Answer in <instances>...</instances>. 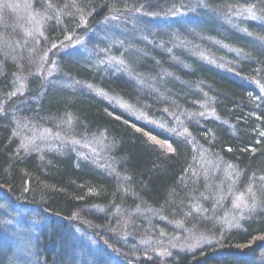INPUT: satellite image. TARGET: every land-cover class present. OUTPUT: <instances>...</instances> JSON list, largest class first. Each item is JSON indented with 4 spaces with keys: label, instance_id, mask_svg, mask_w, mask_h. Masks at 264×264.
Instances as JSON below:
<instances>
[{
    "label": "trees",
    "instance_id": "obj_1",
    "mask_svg": "<svg viewBox=\"0 0 264 264\" xmlns=\"http://www.w3.org/2000/svg\"><path fill=\"white\" fill-rule=\"evenodd\" d=\"M185 1L28 0L43 21L39 34L24 27L10 0H0V197L6 200L11 192L47 220L51 216L48 229L33 241L45 264L71 263L56 218L61 226L80 219L81 227L115 249L120 245L109 234L118 231L121 224L115 220L121 218L130 242L120 248L126 257L152 225L170 234L174 222L183 228L180 232L214 236L211 245L172 251L163 263L154 257L129 259L132 264H264L243 259L254 258L264 247V0H200L202 8L186 6L180 14ZM138 6L163 13L144 20L146 29L131 38L124 53L132 71L147 75L153 86L141 88L124 72L95 68L74 49L54 54V62L62 78L124 98L147 114L144 120H135L141 115H131L94 90L46 84L35 58L48 51L51 59L62 38L75 33L85 17L99 22L110 11ZM246 12L245 19L234 20ZM154 61L165 64L150 74L146 66ZM189 71L197 73L195 78ZM15 104L25 106L11 114ZM15 119L51 130L55 138L65 133L85 143L98 141L101 166L77 160L72 151L23 150L25 137ZM149 134L158 137L154 141ZM202 152L218 173L215 166H199ZM224 169L233 172L221 176ZM244 187L259 192V208L238 224L220 233L205 220L208 214L195 213L201 200L210 198L213 209ZM10 233L16 236L15 230L0 231V264H12L17 247ZM92 257L97 264L105 262Z\"/></svg>",
    "mask_w": 264,
    "mask_h": 264
},
{
    "label": "rangeland",
    "instance_id": "obj_2",
    "mask_svg": "<svg viewBox=\"0 0 264 264\" xmlns=\"http://www.w3.org/2000/svg\"><path fill=\"white\" fill-rule=\"evenodd\" d=\"M12 2L13 11L16 15L21 17V20L24 22V27L31 31V28L36 30L39 34V28L43 21H41V16L38 13L31 11L29 8L28 0H10ZM185 4V5H183ZM205 3L200 2V0H186L182 3L179 13H186V6L199 5L203 7ZM149 7L146 9L141 8H128L117 11H110L106 16H101L99 22H91L87 17L85 20H82L81 25L75 30V33H68L62 38L61 44L58 45L56 49L52 51V58H49L48 51L45 52L44 56L41 58H35V65H37L38 72L43 76L46 84L54 83V86L63 85L70 89L82 88L85 90L91 89L98 94H102L106 100L111 101L113 104H117L123 109L127 110L131 115H141L140 119L144 120L146 115L144 111H141L135 104L128 103L124 98L120 99L117 96L109 95L103 91L96 90L90 85L85 86L79 82L75 83L69 78H62L59 74V69L57 64L54 62V54H57L60 51H65L74 49L81 56L89 59L88 61L92 62L91 64L95 68L100 67L103 71H111L116 75L120 72H124L128 78H133L135 82L139 84V87L149 88L153 86L154 81L150 82L147 75L141 74L136 75L134 73L131 63H128L126 60V51H129V42L131 38H138L139 35L146 29L144 20L148 18L156 19L157 16L162 17L163 13L160 11H154V7ZM153 10V11H152ZM177 12L173 11L172 15H175ZM247 17V12L245 14L238 13L233 18L235 21L240 22V19H245ZM236 22V23H237ZM192 30V29H190ZM182 39V37H180ZM174 45V44H171ZM175 46H173L174 48ZM193 50L192 45H190ZM116 50H114V49ZM66 50V51H67ZM173 50H176L175 48ZM118 52V53H117ZM209 57L208 54L202 55V57ZM205 58L211 61L208 58ZM33 61V60H32ZM130 67V68H129ZM164 73V72H163ZM162 73V74H163ZM161 74V76H162ZM31 104V103H30ZM32 105V104H31ZM25 104L21 106L24 108ZM19 107V104L13 106L10 111H13L11 114L17 111H22ZM15 127L19 131L20 135L25 137L23 140L22 149L29 150H47L55 149L59 151H72L79 161H94L96 166H101L99 158L102 156V150L99 149V142H84L74 138H71L69 134H59L57 138L52 134L51 130L43 129L31 126V124L26 120L15 119L13 121ZM154 124L158 126L163 125L156 123L153 120ZM179 127L184 130V127L181 123H178ZM168 127V126H167ZM17 132V131H16ZM151 138L155 141L158 137L157 135L149 134ZM163 146L167 145V140L161 142ZM206 161V163H205ZM104 169L106 168L105 165ZM199 166L208 169L207 167L215 166L214 173H218V166L214 164L211 157H208L201 153ZM230 169V168H229ZM224 169L219 174L230 175L228 172H233V170ZM213 174V173H212ZM215 176V175H214ZM217 178V176H215ZM231 186H236V183H233ZM28 192V185L24 188ZM9 192V191H8ZM25 192V193H26ZM259 192L255 191L252 193L250 188L244 187L243 190H239L237 194L234 195V198H223L219 200L217 207H209L211 205L210 198H205L204 201L199 202L200 207L199 211L196 210V214L200 217L204 214H208L205 217V220L214 224V229L218 230L220 233L224 231L225 228L230 225H235L241 222L242 220L247 219L249 215L256 212L259 208ZM5 194V193H4ZM11 194V195H10ZM6 200L0 197V231L7 233L8 230H15L16 236L10 233V236L15 239V254L12 257V264H45L44 260H40L36 249L33 248V241L37 240V237L40 234V231L46 227L48 220L46 216H43L38 208L31 206L26 200H20L19 198L13 196L11 192L6 193ZM253 198L257 199V202H253ZM29 203V204H28ZM115 208H110L113 215V210ZM211 213V214H210ZM57 219V225L60 226V233L63 241V245L68 248L71 255L70 264H97L96 260H93V255L97 257H102L105 262L102 261V264H132L133 262L129 259H134L139 261L140 259L150 260L151 258L156 257L161 260L169 258L172 254V251L179 252H193L194 250L203 248V246L211 245L214 242V236L211 233L207 232H195L187 231L180 232L181 225H173L174 222H171V228L169 229L170 234L163 232L161 229L156 231L154 225L150 228L149 233L143 230V236H138L134 243L135 247L132 246L133 254L127 252L126 257L121 251V247L124 245L128 247L130 242L128 241V234H126L127 223L120 218H116L115 223L121 224L118 232L116 229L110 232V237L114 240H117L120 248H110L105 246V243L100 241V236L92 233L89 229L81 227L82 221L77 218L72 219L70 226H61L62 219ZM74 220L78 223L74 224ZM153 222V221H152ZM231 223V224H230ZM96 231L99 229L96 228ZM109 232V228L106 229ZM38 233V234H37ZM39 240V238H38ZM36 252V253H35ZM112 252V253H111ZM255 257L251 258L252 255L243 258L247 260H254L258 262H264V247L261 249H256ZM125 262V263H123ZM160 263H163L162 261Z\"/></svg>",
    "mask_w": 264,
    "mask_h": 264
},
{
    "label": "bare ground",
    "instance_id": "obj_3",
    "mask_svg": "<svg viewBox=\"0 0 264 264\" xmlns=\"http://www.w3.org/2000/svg\"><path fill=\"white\" fill-rule=\"evenodd\" d=\"M180 1V0H179ZM184 0H181V2ZM163 64H165V62L163 61H154L152 63H148V65L146 66V71H148L150 74L152 73H156L159 71L158 68L163 66ZM187 74H189V76H196L197 73H195V71H189ZM195 78V77H194ZM135 120L140 121V117L139 118H135ZM110 219H112V213L110 215Z\"/></svg>",
    "mask_w": 264,
    "mask_h": 264
},
{
    "label": "water",
    "instance_id": "obj_4",
    "mask_svg": "<svg viewBox=\"0 0 264 264\" xmlns=\"http://www.w3.org/2000/svg\"><path fill=\"white\" fill-rule=\"evenodd\" d=\"M181 1V0H180Z\"/></svg>",
    "mask_w": 264,
    "mask_h": 264
}]
</instances>
